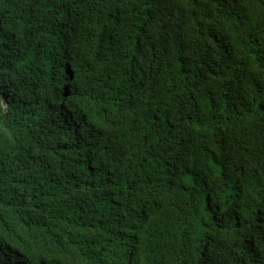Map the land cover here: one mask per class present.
I'll list each match as a JSON object with an SVG mask.
<instances>
[{
	"label": "trees",
	"instance_id": "obj_1",
	"mask_svg": "<svg viewBox=\"0 0 264 264\" xmlns=\"http://www.w3.org/2000/svg\"><path fill=\"white\" fill-rule=\"evenodd\" d=\"M0 264H264V0H0Z\"/></svg>",
	"mask_w": 264,
	"mask_h": 264
},
{
	"label": "water",
	"instance_id": "obj_2",
	"mask_svg": "<svg viewBox=\"0 0 264 264\" xmlns=\"http://www.w3.org/2000/svg\"><path fill=\"white\" fill-rule=\"evenodd\" d=\"M0 96L2 99L3 107H4V113H6V111H7L6 97L4 95H0Z\"/></svg>",
	"mask_w": 264,
	"mask_h": 264
}]
</instances>
